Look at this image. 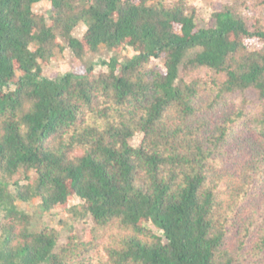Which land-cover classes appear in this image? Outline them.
<instances>
[{
  "label": "trees",
  "instance_id": "obj_1",
  "mask_svg": "<svg viewBox=\"0 0 264 264\" xmlns=\"http://www.w3.org/2000/svg\"><path fill=\"white\" fill-rule=\"evenodd\" d=\"M40 1L0 0V264H264V0L209 26L189 0ZM102 45L106 70L44 74ZM36 197L93 224L60 244Z\"/></svg>",
  "mask_w": 264,
  "mask_h": 264
},
{
  "label": "rangeland",
  "instance_id": "obj_2",
  "mask_svg": "<svg viewBox=\"0 0 264 264\" xmlns=\"http://www.w3.org/2000/svg\"><path fill=\"white\" fill-rule=\"evenodd\" d=\"M190 4L194 5L198 9V23L202 26H209L215 23L214 13L218 10L224 9L227 5H238L237 0H189ZM239 6V5H238ZM237 6V7H238ZM36 11H40L49 15L50 3L48 0H43L34 5ZM248 12V11H247ZM250 12V11H249ZM264 14V10H263ZM86 25L80 24L75 30L74 34L81 37L86 31ZM135 51L132 48H128L123 57L132 56ZM113 52L110 51L106 46L102 45L100 50L96 52H88L83 59L76 57L73 51L66 47L64 50H56V58L49 64L44 66V74L46 76L55 78L60 74H64L75 69L85 68L87 61H93L96 63V72L106 70L108 67L102 65L101 61L109 60ZM153 62H158L154 59ZM143 134L137 133L133 139V144H138L141 141ZM32 176L34 173L32 172ZM23 175L18 174L14 178L22 179ZM24 182V180H22ZM82 199L75 197L70 200L69 206L76 205L78 209H81ZM41 200L36 197L31 203L18 202L21 209L32 213L36 226L40 227L43 225H50L55 227L59 232V243L63 244L67 241L68 236L72 230L83 234L92 224V216L81 217L74 214L70 210H54L51 212H44L41 208ZM58 249V248H57Z\"/></svg>",
  "mask_w": 264,
  "mask_h": 264
}]
</instances>
